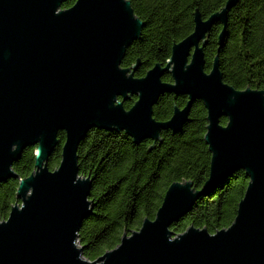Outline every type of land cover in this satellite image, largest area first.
<instances>
[{
    "label": "water",
    "instance_id": "water-1",
    "mask_svg": "<svg viewBox=\"0 0 264 264\" xmlns=\"http://www.w3.org/2000/svg\"><path fill=\"white\" fill-rule=\"evenodd\" d=\"M65 1L0 0V184L18 180L16 202L0 221V264H264V89L233 88L219 64L228 12L239 0H226L206 19L195 10L192 32L141 77L134 76L140 59L121 66L144 26L130 1L75 0L61 8ZM215 24L221 29L206 72L204 47ZM166 73L170 82L162 80ZM166 93L187 101L157 121L153 106ZM196 100L206 110L203 138L211 155L203 185L171 183L153 219L95 260L85 259L77 235L94 207L91 179L79 175L80 142L91 129L115 130L134 144L151 140V149L163 131L182 130ZM59 132L60 161L50 170ZM26 147L34 148V169L19 178L12 166ZM238 171L248 182L228 227L170 230Z\"/></svg>",
    "mask_w": 264,
    "mask_h": 264
},
{
    "label": "trees",
    "instance_id": "trees-1",
    "mask_svg": "<svg viewBox=\"0 0 264 264\" xmlns=\"http://www.w3.org/2000/svg\"><path fill=\"white\" fill-rule=\"evenodd\" d=\"M75 0H66L61 8ZM135 15L144 23L140 37L126 49L121 66L129 67L136 59L141 77L154 64H164L171 47L193 30V14L201 18L220 10L226 0H129ZM224 45L219 64L223 81L237 90L264 89V0H239L228 12ZM221 25L215 24L204 47V69H211ZM163 81L171 76L164 74ZM135 97L124 102L129 108ZM186 96L166 93L153 107L157 121L167 120L175 106L183 107ZM222 124L226 123L221 118ZM206 110L199 100L191 106L188 121L176 134L161 133V142L153 148L151 140L134 144L122 131L91 129L77 149L79 175L91 179L89 200L93 212L84 219L77 241L82 256L90 261L115 248L123 233L137 230L143 219H153L167 187L173 182L188 181L199 189L208 176L210 152L204 141ZM64 132L58 133V145L49 157L50 170L60 161ZM19 178L34 169V148L26 147L13 164ZM248 179L243 171L229 176L223 183L199 197L191 210L170 226L174 234L188 227L205 228L210 233L228 227L243 196ZM17 179L0 184V221L16 202Z\"/></svg>",
    "mask_w": 264,
    "mask_h": 264
},
{
    "label": "flooded vegetation",
    "instance_id": "flooded-vegetation-1",
    "mask_svg": "<svg viewBox=\"0 0 264 264\" xmlns=\"http://www.w3.org/2000/svg\"><path fill=\"white\" fill-rule=\"evenodd\" d=\"M155 105H156V104H155ZM153 107H154V106H153ZM176 107H177V106H176ZM178 108H182V107H178ZM171 115H172V114H171ZM170 117H171V116H170ZM170 117H169V118H170ZM169 118H168V119H169Z\"/></svg>",
    "mask_w": 264,
    "mask_h": 264
}]
</instances>
